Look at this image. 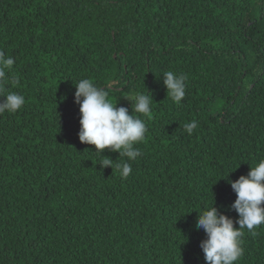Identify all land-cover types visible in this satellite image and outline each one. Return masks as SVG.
<instances>
[{"label":"trees","instance_id":"16d2710c","mask_svg":"<svg viewBox=\"0 0 264 264\" xmlns=\"http://www.w3.org/2000/svg\"><path fill=\"white\" fill-rule=\"evenodd\" d=\"M0 52L5 95L25 97L0 114V264H206L202 207L238 228L228 181L264 159V0H0ZM167 71L186 76L179 103ZM84 78L129 114L152 95L126 179V157L101 167L79 141ZM243 232L234 264H264V225Z\"/></svg>","mask_w":264,"mask_h":264},{"label":"clouds","instance_id":"9594fccd","mask_svg":"<svg viewBox=\"0 0 264 264\" xmlns=\"http://www.w3.org/2000/svg\"><path fill=\"white\" fill-rule=\"evenodd\" d=\"M13 64L12 57H6L0 52V97L4 98L0 102V114L15 113L25 104V97L21 94L9 91L5 95V69H10ZM162 77L167 95L174 102H181L186 94V76L167 71ZM74 85V99L79 105L80 113L79 141L95 146V151L92 152L103 158L97 162L101 167H113V160L102 156L105 149L126 157L125 161L115 165L121 178L126 179L132 172L128 161H134L141 155L135 145L143 142L147 132L145 120L132 115V112L134 110L145 117L150 115L154 103L151 93L145 90L131 97L132 112L129 114L125 107L116 106L117 100L115 104L110 101L107 91L97 87L91 79H80ZM196 127V121L184 124V129L189 135ZM228 182L236 194L231 209L238 214L235 220L238 228L234 227L233 219L218 212L213 206L214 201L211 206L202 207L197 214L196 228L203 229L206 234V239L200 243L206 264L237 262L244 253L241 246L243 229L254 232L258 226L264 225V207L261 206L264 203V159L255 162L247 176L241 175L235 181Z\"/></svg>","mask_w":264,"mask_h":264}]
</instances>
